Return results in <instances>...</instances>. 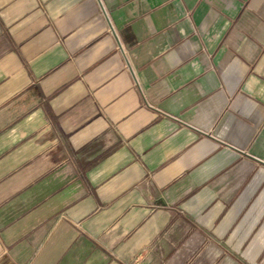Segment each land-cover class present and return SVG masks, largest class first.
Here are the masks:
<instances>
[{"label": "crops", "instance_id": "crops-1", "mask_svg": "<svg viewBox=\"0 0 264 264\" xmlns=\"http://www.w3.org/2000/svg\"><path fill=\"white\" fill-rule=\"evenodd\" d=\"M177 219L191 264H264V0H0V264H129Z\"/></svg>", "mask_w": 264, "mask_h": 264}, {"label": "rangeland", "instance_id": "rangeland-1", "mask_svg": "<svg viewBox=\"0 0 264 264\" xmlns=\"http://www.w3.org/2000/svg\"><path fill=\"white\" fill-rule=\"evenodd\" d=\"M51 160L48 161V166L42 169H35L33 175H41V176H58V191L63 192V199L58 200V207H65L67 203L72 202V198H70V191L73 189V192L80 194L81 188L79 186L78 189H74V183H71L72 179L75 177L74 171H72L71 167L67 164L65 160L64 153L58 151V167H51L54 163V160L57 156H55L54 152H52ZM31 187H39V184H31ZM43 186V184H42ZM54 187V186H53ZM176 224L173 223L171 227L164 233L159 240L154 241L150 246L142 249V251L133 256V259L129 261V264H175L170 263V259L175 256H183L186 257L185 262H181L179 264H191L194 256L197 255H209L207 248L198 247L196 243L189 242L187 240L188 227L185 226L184 220L177 219ZM113 249V248H112ZM142 253V254H141Z\"/></svg>", "mask_w": 264, "mask_h": 264}]
</instances>
